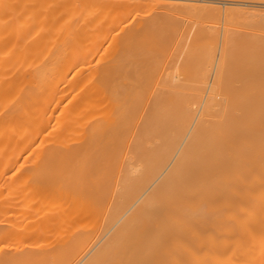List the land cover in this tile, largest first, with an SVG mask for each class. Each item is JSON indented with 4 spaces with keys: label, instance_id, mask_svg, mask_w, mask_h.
<instances>
[{
    "label": "bare ground",
    "instance_id": "bare-ground-1",
    "mask_svg": "<svg viewBox=\"0 0 264 264\" xmlns=\"http://www.w3.org/2000/svg\"><path fill=\"white\" fill-rule=\"evenodd\" d=\"M43 1L0 0V264H264V15L247 33L251 52L249 35L239 40L246 57L234 40L240 31L235 37L227 25L229 7L220 12L230 27L222 63L205 52L220 39L210 18L221 8L210 6L213 33L205 23L191 40L192 29L179 32L181 44L192 41L180 47L187 55L204 43L198 74L126 75L106 62L67 66L68 57L84 60L81 45L100 34L97 0L59 1L62 16ZM145 17L135 31L144 29V47L151 39L158 51L166 42L153 39L160 21ZM82 21L88 36L72 32ZM232 45L256 70L249 79L242 70L236 83L225 75L239 60H227ZM55 47L63 48L56 58L43 56ZM229 81L250 85L234 90Z\"/></svg>",
    "mask_w": 264,
    "mask_h": 264
},
{
    "label": "rangeland",
    "instance_id": "rangeland-1",
    "mask_svg": "<svg viewBox=\"0 0 264 264\" xmlns=\"http://www.w3.org/2000/svg\"><path fill=\"white\" fill-rule=\"evenodd\" d=\"M27 3H33V2H35V1H37V0H25ZM40 2H42V0H39ZM45 2H46V0H44ZM43 1V2H44ZM53 1V2H52ZM64 2L65 0H47V2H50V4L52 5L51 6V8L53 9V11H55V12H53V11H51V13H53V15H57L56 13H58L59 12V10H60V8L58 7V5H59V3L60 2ZM75 2V0H68V1H66L67 3H69V2ZM108 1V2H107ZM131 1V2H130ZM223 1V2H222ZM225 1H226V3H225ZM134 0V1H132V0H114V2H113V0L111 1V0H97L96 1V5L97 6H95V12H94V14L96 15V18H97V25H98V32H97V34L98 33H100V34H98L99 36H98V38L97 39H95V41H91V40H87V42H83V45H85V46H82L81 45V52L82 51H84V56L86 57V55H87V57L86 58H84V60H78V62H76L75 64H73V60H70L69 58H71V57H68V59H66V57H65V59L67 60V66L69 67V65L70 66H72L71 68L73 69L74 67V69H77V66H80V65H82V63H83V61H85L86 62V64H88L89 63V65L90 64H92V65H99V62H100V65H103V64H105V62L107 63V65L108 66H112V67H114V68H111V73H112V70L114 71V72H116V74H118V73H121V74H126V75H134V74H145L146 72L147 73H151V74H155V70H156V74H155V76H158V75H160L162 72L164 73V71L166 70V71H168V72H176V74H174V75H178L179 77H181L180 75H183L184 73L186 74H184L185 76H188L189 74L191 75V76H193V75H195V73L196 74H198L199 73V71H200V69H198V68H200V67H196V65L197 64H200L199 62L201 61V57L203 56V53H202V50L204 49L202 46H204V43H202L203 45H201L200 43H199V45L197 46V45H195V46H197L196 48L194 47V45H193V47H191V51H190V54H186V52H185V54H186V56L185 55H183V51H182V49H180V47H181V45H182V48H183V43L185 44V42H182V44L180 43V40H182L183 41V39H180V37L181 36H183V34L182 33H186V31L188 32V30L190 29H192L191 30V32H192V35H191V32H190V40L192 39V37H193V35H195L196 34V32L194 31L198 26H199V28L201 29V27L203 26V25H198V24H202V23H205V29H206V25H208L210 22L209 21H211V20H209L208 21V18H210V17H212V10H210L212 7H210V6H216V7H218L219 9L221 8V10H219V11H214V17L213 18H210V19H212V21H211V23L213 24V26H212V28H214L213 30H214V36H212V37H217V35H218V32H219V34H220V36H219V38L220 39H218L216 42L214 41V42H212L213 44H212V46L211 47H208V48H205L204 50H205V52H207V50H209V51H211L212 49V51L210 52L211 53V55L209 56L210 58H213L212 59V61L214 62V64L215 63H219V62H221L222 63V58L221 57H219L218 55H220L221 54V52H222V50H223V48H224V45H223V48H222V45L221 44H223L222 42H225V41H222L221 42V40L223 39L222 38V32L224 31V35L227 33V32H225V30L227 29V27L228 26H230L231 24H232V26H230V27H236L235 29H237V31H235V33H234V36L236 37V34H238L239 33V31H240V33H239V35L237 36V37H239V38H233L234 40H235V44H236V46H237V44L240 46H235L237 49H238V47L239 48H241V49H239L240 50V53H242L243 51H245V50H243L242 51V47H241V45H240V43H239V40H240V38L241 39H243L244 38V40H245V37H243V33H244V35H245V33H246V35H249V34H247V33H250V30H254V27H253V24H255V23H253V21L254 20H256V22H257V20H258V17H259V15H264V2H250V0L248 1H246V0H240L241 2H243V3H231V2H228V0ZM237 1H239V0H237ZM246 3H245V2ZM52 2V3H51ZM100 2V3H99ZM112 3V4H111ZM248 3V4H247ZM56 4H57V6H56ZM100 4V5H99ZM123 6H122V5ZM261 4V5H260ZM55 5V6H54ZM115 5V6H114ZM118 5V6H117ZM126 5V6H125ZM121 6H122V8H121ZM127 6H128V8H127ZM55 7V8H54ZM59 8V9H56V8ZM100 9H99V8ZM109 7V8H108ZM118 7V8H117ZM125 7H126V9H125ZM227 7H229V9H234V10H232L233 12L232 13H235V16H231L232 15V13L230 12V11H228V12H230V15L229 16H231L232 18H234V19H236L237 20V18H239V14L241 15L240 17H242V18H239L238 20H239V22L241 23V24H239V23H233V22H235L236 20H234V21H232L231 19H229V17H227V16H225V15H228L227 14V12L226 13H224L225 11H226V8ZM51 9V10H52ZM97 9V10H96ZM114 9V10H113ZM119 9V10H118ZM135 9H138V10H135ZM139 9H140V12H139ZM141 9H142V12H141ZM144 9V10H143ZM228 9V8H227ZM109 10H112L111 12L109 11ZM122 10H125L126 12H125V14L122 12ZM128 10V11H127ZM58 11V12H57ZM109 11V12H108ZM116 11H118V12H116ZM129 11L130 12H132L131 14L129 13ZM146 11V13L144 14V12ZM162 11H163V13L164 12H167L166 14L167 15H165V14H162ZM176 11H178V12H176ZM237 11V12H236ZM103 12V13H102ZM208 12H209V14H211V15H209L208 14ZM211 12V13H210ZM220 12H222L223 14H225V15H223L222 13H220ZM240 12V13H239ZM61 13H64V12H61V10H60V13H59V15H65V14H61ZM108 13V14H107ZM111 13V14H110ZM120 13V15L118 16V14ZM127 13H129V14H127ZM147 13H148V15H147ZM175 13V14H174ZM200 13V14H199ZM246 13V14H245ZM107 16H106V15ZM115 16H113V15ZM117 16H116V15ZM194 14V15H193ZM206 14H208L209 15V17L206 15ZM216 14H218L217 16H216ZM221 16H220V15ZM244 14V15H243ZM105 17H104V16ZM137 17H136V16ZM141 15V16H140ZM144 15H146L147 17H145ZM150 15V16H149ZM198 16L199 15V17L197 18V17H195V16ZM236 15H237V18H236ZM246 15V17L244 18L243 16H245ZM59 17V16H57V17H59V18H62V17ZM83 16V15H82ZM81 16V17H82ZM98 16V17H97ZM110 16H111V18L112 19H110ZM128 16V17H127ZM134 16V17H133ZM161 16V17H160ZM201 16V17H200ZM220 16V17H219ZM256 16H258L257 18H255ZM108 17V18H107ZM117 17V18H116ZM123 17V18H122ZM125 17H126V19H128V20H126L125 19ZM141 17V19H139ZM144 17H145V19L146 18H148L149 20H151V19H155V21L157 20V21H160L157 25H156V28H154L155 29V31H154V33H156L155 35H154V33H153V36H155V37H153V39L154 40H156V39H158V38H161V39H164V38H166L165 40H166V42H163V41H159L160 43H165V44H163L164 45V47L165 46H168V47H166V48H160V50H153V48L151 49V47H152V45H151V39L150 40H147V42H146V48L144 47V29H141V31L139 30V31H135V27H138V23H140L141 22V24H142V22L144 23ZM151 17V18H150ZM168 17V18H167ZM207 17V18H206ZM218 17V18H217ZM225 17L227 18V22H228V19L230 20V22H229V24H227V25H225V23H227L226 22V19H225ZM247 17H248V19H247ZM101 18V19H100ZM168 20H167V19ZM180 18H183L182 20L180 19ZM197 18V19H196ZM104 21H103V20ZM106 19H108V22H109V24H108V22L106 21ZM114 19V20H113ZM119 20V21H117V20ZM136 19V20H135ZM159 19H161V20H159ZM188 19V20H187ZM206 19V20H205ZM215 19H219V21H217V20H215ZM243 19V20H242ZM111 20H113V21H111ZM141 20V21H140ZM180 20V21H179ZM237 20V21H238ZM240 20H242L243 22H244V24H242L243 22H241ZM251 20V21H250ZM103 21V22H102ZM122 21V22H121ZM127 21V22H126ZM140 21V22H139ZM146 21H147V19H146ZM162 21V22H161ZM196 22V24H195V22ZM203 21V22H202ZM206 21V22H205ZM207 21H208V24H207ZM232 21V22H231ZM247 21V22H246ZM81 22V21H80ZM114 22V23H113ZM118 22H119V24H118ZM173 22V23H172ZM199 22H201V23H199ZM79 23V22H78ZM77 23V24H78ZM103 23H105L104 25H103ZM108 25H107V24ZM130 25H129V24ZM196 25H194V24ZM215 23V24H214ZM231 23V24H230ZM247 23H249V24H247ZM102 24V25H101ZM113 24V25H112ZM124 24V25H123ZM138 24V25H137ZM171 24V25H170ZM185 24V25H184ZM219 24V25H218ZM237 24H239L240 26H238ZM81 25V27H79V28H77L76 30H74V31H72V32H75L76 34H81V35H90L91 34V29H92V27L91 26H89V24H88V22L86 23L85 21H82V23L81 24H79V26ZM123 26V27H121L120 28V26ZM130 26V27H127V26ZM182 25H183V27H182ZM217 25L219 26V28L217 27ZM237 25V26H236ZM241 25H242V27H241ZM247 25V26H246ZM248 25H250V26H248ZM103 27V29H102V27ZM126 26V27H125ZM214 26H216V27H214ZM223 26V27H222ZM227 26V27H226ZM256 26V25H255ZM101 27V28H100ZM176 27H178V28H176ZM181 27V28H180ZM194 27V28H193ZM204 27V26H203ZM225 27V28H224ZM230 27H228V28H230ZM237 27H239V28H237ZM81 28V29H80ZM84 28H86V29H84ZM112 28V29H111ZM168 28V32H167V30H165V29H167ZM182 28H184V29H186V31L184 32L183 30H182ZM187 28H188V30H187ZM210 28V27H209ZM217 28H218V31H217ZM234 28H231L230 30L232 31V29L234 30ZM119 29V30H118ZM121 29V30H120ZM134 29V30H133ZM172 29V30H171ZM181 29V30H180ZM200 29H198V30H200ZM203 29V28H202ZM204 29V30H205ZM208 29V28H207ZM207 29H206V31H207ZM225 29V30H224ZM241 29V30H240ZM250 29V30H249ZM78 30H80L79 32H78ZM109 30H111V31H109ZM189 30V31H190ZM197 29H196V31H198ZM208 30H210V29H208ZM220 30V31H219ZM85 31V32H84ZM88 31V32H87ZM105 31V32H104ZM108 31V32H107ZM172 31V32H171ZM175 31H177V33L175 32ZM182 31V32H181ZM193 31L195 32V34L193 33ZM217 33H216V32ZM227 31V30H226ZM246 31V32H245ZM83 32V33H82ZM179 32H181L180 34H181V36H180V34H179ZM208 32V31H207ZM206 32V33H207ZM210 32H212L213 33V31H209V33ZM233 32V31H232ZM237 32V33H236ZM251 32H253V31H251ZM61 33V32H60ZM105 35H104V34ZM114 33V34H113ZM117 33H120L119 35L117 34ZM134 33V34H133ZM135 33L137 34V35H135ZM143 33V34H142ZM203 33V32H202ZM204 33H205V31H204ZM211 33V34H212ZM230 33V32H229ZM58 34V33H57ZM103 34V35H102ZM132 36H131V35ZM232 34V33H231ZM112 37H111V36ZM114 35H115V37H114ZM117 35V36H116ZM142 35V36H141ZM157 35V36H156ZM172 35V36H171ZM186 35H188L187 33H186ZM185 35V36H186ZM223 35V36H224ZM105 36V37H104ZM128 36H129V38L132 40H130L129 39V41H128ZM162 36V37H161ZM179 36V37H178ZM185 36H183V37H185ZM189 36V35H188ZM206 36H207V34H206ZM232 36H233V34H232ZM253 37L252 35H249L248 37H249V40H248V38H247V36H246V40H248V42L250 41V39H251V41H252V43H253V39L251 38V37ZM100 37V38H99ZM127 37V38H126ZM133 37V38H132ZM157 37V38H156ZM164 37V38H163ZM176 37H177V39H176ZM187 37V36H186ZM203 37H205V36H203ZM230 37V36H229ZM243 37V38H242ZM114 38V39H113ZM126 38V39H125ZM174 38V39H173ZM180 40H179V39ZM189 38V37H188ZM188 38H186V39H188ZM194 38V37H193ZM222 38V39H221ZM226 38V36H224V39ZM99 39V40H98ZM104 41H103V40ZM116 39H117V43H116ZM209 39V38H208ZM106 40V41H105ZM111 41V43H110V41ZM125 40V41H124ZM141 40V41H140ZM170 40V41H169ZM189 40V39H188ZM187 40V41H188ZM196 40V39H195ZM212 40H214L213 38H212ZM232 40V39H231ZM243 41V40H240L241 42L243 41L244 43L246 42V43H248L247 41ZM91 41V42H90ZM101 41H102V43H101ZM127 41V42H126ZM137 41V42H136ZM149 41V42H148ZM169 41V42H168ZM198 41V40H197ZM197 41H196V43H197ZM205 41V40H204ZM237 41H238V43H237ZM251 41L249 42L250 44H251ZM107 42H109L111 45H109L108 44V46H106L107 45ZM130 42H131V44H130ZM173 42V43H172ZM179 42V43H178ZM189 42V41H188ZM192 42V41H191ZM190 42V43H191ZM201 42V41H200ZM208 42V41H207ZM242 42V43H243ZM95 43V44H94ZM119 43H120V46H119ZM127 43H129V45H127ZM141 43V44H140ZM148 43V44H147ZM167 43V44H166ZM170 43V44H169ZM176 43V44H175ZM177 43H178V50L176 49L177 47H176V45H177ZM190 43H187V45L186 46H188ZM230 43V42H229ZM243 43V44H244ZM245 43V45H244V47L246 46V47H248V48H250V52H251V47H253V44H251V46L249 47L248 46V44H246ZM87 44V45H86ZM94 44V45H93ZM122 44H124V45H126L125 47L122 45ZM140 44V45H139ZM211 44V43H210ZM225 44V43H224ZM90 45V46H89ZM138 45V46H137ZM97 46V47H96ZM104 46V47H103ZM116 46H118L119 47V49L117 50H114L115 48H118V47H116ZM140 46H142V48H140ZM217 46V47H216ZM233 46V48H234V45H232ZM95 47V48H94ZM107 47V48H106ZM109 47V48H108ZM111 47V48H110ZM150 47V48H149ZM199 47V48H198ZM201 47H202V49H201ZM213 47V48H212ZM216 47V48H215ZM231 47V46H230ZM229 47V50L230 49H232V48H230ZM244 47H243V49H244ZM246 47H245V49H246ZM56 48V47H55ZM58 48V47H57ZM56 48V50H54V49H52L51 51H52V53H51V55H43V56H46V58H49V59H54V58H56V56H57V54L55 55V53H59L60 52V50H62L63 48L61 47V49H60V47L57 49ZM89 48V50H87V52L90 54V55H88V53L86 52V49H88ZM121 48V49H120ZM145 48V49H144ZM171 48V49H170ZM188 48V47H187ZM218 48V49H217ZM221 48V49H220ZM236 48H234V52L235 53H233V51L232 52H228V54L227 55H229V56H231L230 57V59H228L229 58V56H227V60L229 61V60H232L231 58H233L234 60H241V56H243V55H245L246 54V52L248 53L249 51H246L245 52V54H239V51H237V49ZM48 49V50H47ZM47 49H45V51H49L50 49L49 48H47ZM65 49V48H64ZM91 49H93V50H91ZM106 49V50H105ZM150 49V50H149ZM163 49H164V51H163ZM165 49H166V51H165ZM236 49V50H235ZM71 50V49H70ZM103 51V53L105 54V55H103V53H100V51ZM104 50H105V52H104ZM114 50V51H113ZM126 50H128V51H126ZM151 50H153V51H151ZM215 50H217L216 52H214ZM219 50H220V52H219ZM248 50V49H247ZM101 51V52H102ZM120 51V52H119ZM131 51V52H130ZM145 51V52H144ZM149 51H151V52H149ZM156 51V52H155ZM236 51L238 52L237 54H236ZM50 52V51H49ZM149 52V54L147 55V53ZM204 52V51H203ZM212 52H213V54H212ZM252 52H253V50H252ZM48 53V52H47ZM86 53V54H85ZM94 53V54H93ZM99 53L101 54V55H99ZM122 53V54H121ZM133 53V54H132ZM181 53H182V55L183 56H181ZM217 53V54H216ZM53 54V55H52ZM83 54V53H82ZM115 54V56L114 57H110L111 55H114ZM139 54V55H138ZM160 54H162L161 56H160ZM234 54V55H233ZM250 54H252V53H250ZM93 55V56H92ZM119 55H121V56H119ZM124 55V56H123ZM127 55V56H126ZM169 55V56H168ZM181 57H180V56ZM241 55V56H240ZM248 55V54H247ZM253 55V54H252ZM251 55V56H252ZM118 56V57H117ZM123 56V57H122ZM138 56V57H137ZM147 56V57H146ZM155 56V57H154ZM158 56V57H157ZM175 56H179V58H176ZM215 56H217V58L215 57ZM235 56L238 58V59H236L235 58ZM100 58V60H99V58ZM134 57V58H133ZM154 57V58H153ZM166 57V58H165ZM172 57V58H171ZM220 59H219V58ZM245 57H246V55H245ZM249 57V56H248ZM45 58V57H44ZM89 58V59H88ZM90 58L92 59V61L90 60ZM122 58V59H121ZM147 58V59H146ZM173 58H174V60H173ZM183 58V59H182ZM251 58V57H250ZM249 58V59H250ZM216 59H219V60H216ZM225 59V58H224ZM68 60H70L69 62H68ZM95 60V61H94ZM96 60H97V62H96ZM102 60V61H101ZM114 60V61H113ZM157 60H158V62L160 63H158L157 62ZM160 60V61H159ZM174 62H173V61ZM176 60V61H175ZM177 60H179V62H180V60H181V68H180V64H179V69L177 68L178 66H177V63H175V62H178ZM188 60V61H187ZM236 61L237 63H235V61H230L231 62V64H228L227 65V67L225 68V71H227V72H225V75H227V73H228V76H229V79H233L234 81L235 80H238L239 78H241L242 79V76L241 75H243L244 73H246L247 72V74H249L248 75V79H249V76L253 73V72H255V71H252V69H255V68H250V69H248L249 68V65L251 64V62H249L248 61V63H246L245 62V58H244V56H243V61H244V64L241 62L240 63V61ZM248 60V59H247ZM246 60V61H247ZM79 61L81 62V63H79ZM117 61V62H116ZM156 63H155V62ZM165 63H164V62ZM211 61V62H212ZM227 61V63H229ZM251 61V60H250ZM88 62V63H87ZM92 62V63H91ZM149 62V63H148ZM183 62H185V63H183ZM197 62V63H196ZM224 62H226V59H225V61ZM97 63V64H96ZM116 64V66L117 67H115L114 65ZM147 63V64H146ZM174 63H175V66H177V67H175L174 66ZM220 63V64H221ZM85 63H84V65H86ZM139 64V65H138ZM190 64V65H189ZM195 64V65H194ZM213 64V63H212ZM220 64H218V65H220ZM224 64V63H223ZM242 66V64H243V66H242V69H240L241 67H240V65ZM245 64H249V65H246L245 66ZM99 65V66H100ZM141 65V66H140ZM156 65H158V66H156ZM185 65V66H184ZM222 65V64H221ZM230 65V66H229ZM232 65V66H231ZM254 65V64H253ZM252 64H251V66L250 67H252L253 66ZM104 66V65H103ZM105 66H106V64H105ZM138 68H137V67ZM160 66V67H159ZM172 66V67H171ZM211 66H213V65H211ZM211 66H210V68L209 69H207V72L211 69L212 70V72L210 71V74L211 75H213V74H215V76H216V72H214V66H213V68H211ZM225 66H226V64H225ZM236 66H238V67H236ZM247 66H248V68H247ZM101 67V66H100ZM140 67V68H139ZM141 67H143V68H141ZM148 67L150 68V70H152V68H153V70L151 71V72H149L150 70H148ZM167 67H169V68H167ZM177 68L178 69V71L175 69V68ZM187 69H186V68ZM233 67V68H232ZM246 67V68H245ZM253 67H255V66H253ZM164 68H166V69H164ZM192 68H193V70H192ZM215 68H216V70H217V68H219L218 66H215ZM220 68H221V66H220ZM115 69V70H114ZM117 69V70H116ZM198 69V70H197ZM224 69V68H223ZM222 69V71H218V73H220L221 74V72H222V75H223V70ZM233 69H235V71L237 72H235ZM247 69V70H246ZM136 70V71H135ZM159 70V71H158ZM164 70V71H163ZM172 70V71H171ZM174 70V71H173ZM242 70H244V71H246V72H244V71H242ZM249 70V71H248ZM139 71V72H138ZM143 71V72H142ZM145 71V72H144ZM137 72V73H136ZM214 72V73H213ZM146 73V74H147ZM159 73V74H158ZM162 73V74H163ZM179 73H180V75H179ZM194 73V74H193ZM115 74V73H114ZM161 74V75H162ZM167 74V73H166ZM173 74V73H172ZM209 74V75H210ZM220 74H218V75H220ZM231 74V75H230ZM236 75V76H233V75ZM246 74V75H247ZM256 74V73H255ZM182 76V77H185V76ZM225 75H223V76H225ZM227 76V77H228ZM238 76H240V77H238ZM226 77V78H227ZM234 77H235V79H234ZM244 77H246V76H244ZM223 78H225V77H223ZM225 78V79H226ZM252 78V77H251ZM250 78V79H251ZM228 79V80H229ZM240 79V80H241ZM227 80V81H228ZM239 80V81H240ZM231 81V80H230ZM229 81V82H230ZM234 81H231V82H234ZM239 81H237V83L239 82ZM250 81V80H249ZM249 81H248V83H246V82H241V83H244V86H245V84H247L246 85V87L245 88H247V86H248V84H249ZM230 82V83H231ZM252 82V81H251ZM235 83H236V81H235ZM233 84V83H231L233 86V89L235 90V87H236V89H239L240 91H241V89H245L243 86H241V87H237L236 85L237 84ZM241 83H238V85L240 84V85H242ZM231 84H226V85H228L227 87H226V89L230 86L231 87ZM252 84V83H251ZM225 85V86H226ZM239 85V86H240ZM250 85V84H249ZM235 86V87H234ZM228 88L229 90H231L232 88ZM251 87V86H250ZM248 88H249V86H248ZM253 89L255 88V86L253 85V87H252ZM258 88V87H257ZM256 88V89H257ZM225 89V88H224ZM227 89V90H228ZM250 90V89H249ZM255 90V89H254ZM236 91H238V90H236ZM244 91H246V90H244ZM248 91V90H247ZM251 91H252V89H251ZM250 104V103H249Z\"/></svg>",
    "mask_w": 264,
    "mask_h": 264
}]
</instances>
